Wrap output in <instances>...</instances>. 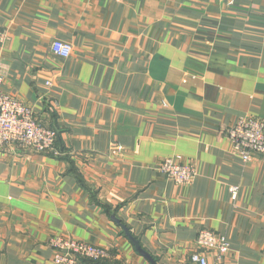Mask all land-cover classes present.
<instances>
[{"label": "crops", "instance_id": "crops-1", "mask_svg": "<svg viewBox=\"0 0 264 264\" xmlns=\"http://www.w3.org/2000/svg\"><path fill=\"white\" fill-rule=\"evenodd\" d=\"M0 76L58 134L57 154L0 151V264H57L54 236L110 253L75 264H149L116 221L157 264H264V156L229 139L264 121V0H0ZM203 231L229 252L197 249Z\"/></svg>", "mask_w": 264, "mask_h": 264}, {"label": "built area", "instance_id": "built-area-1", "mask_svg": "<svg viewBox=\"0 0 264 264\" xmlns=\"http://www.w3.org/2000/svg\"><path fill=\"white\" fill-rule=\"evenodd\" d=\"M52 53L60 58L68 59L72 55L71 45L55 40L51 44ZM2 79L0 76V85ZM229 139L232 152L244 163L252 161L254 155L264 156V121L257 117H242L230 129ZM57 133L42 125L34 115L33 109L10 96L0 92V151L11 145L28 150L36 154L58 152L55 150ZM157 172L166 176L179 186H189L196 178L195 168L179 160L166 159L160 162ZM238 188L231 189L233 200L238 197ZM49 246L58 253V264H75L76 260L84 259L93 262L102 261L110 257L109 251L91 244L64 237H53ZM228 239L212 231H203L196 240V248L215 252L222 258L230 250ZM192 264H209L207 256L197 251L190 258Z\"/></svg>", "mask_w": 264, "mask_h": 264}, {"label": "water", "instance_id": "water-1", "mask_svg": "<svg viewBox=\"0 0 264 264\" xmlns=\"http://www.w3.org/2000/svg\"><path fill=\"white\" fill-rule=\"evenodd\" d=\"M123 229L125 235L127 236V238L129 239V241L134 245L135 250L137 251V253L139 255H141L149 264H157V262L153 259V257L146 252L144 249H142V247L140 246L139 241H137L132 234L130 233L129 229L124 226L121 225L118 221H116Z\"/></svg>", "mask_w": 264, "mask_h": 264}, {"label": "rangeland", "instance_id": "rangeland-1", "mask_svg": "<svg viewBox=\"0 0 264 264\" xmlns=\"http://www.w3.org/2000/svg\"><path fill=\"white\" fill-rule=\"evenodd\" d=\"M45 127H46V126H45ZM55 132H56V131H55ZM56 133H57V132H56ZM57 138H58V134H57ZM168 159H174L175 161L178 160V159H176V158H168ZM164 160H166V159H163V160H161L160 162H162V161H164ZM179 161H180V162H183L182 160H179ZM160 162H159V163H160ZM159 163H158V164H159ZM183 163L191 164V165L195 168V166H194L192 163H190V162H183ZM157 166H158V165H157ZM195 170H196V168H195ZM196 175H197V173H196ZM237 188H238V190H239V187H237ZM232 200H233V199H232ZM236 200H237V199H236ZM236 200H233V201H236ZM54 237H62V236H54ZM52 238H53V237H52ZM64 238H65V237H64ZM53 252H54V262L57 263L55 259H56V255H57L58 251H57V250H55V251L53 250ZM57 264H58V263H57Z\"/></svg>", "mask_w": 264, "mask_h": 264}]
</instances>
